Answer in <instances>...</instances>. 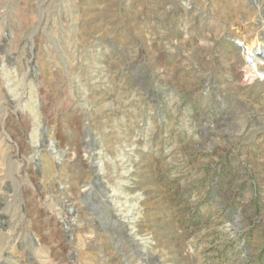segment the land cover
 I'll return each mask as SVG.
<instances>
[{
    "label": "rangeland",
    "instance_id": "1",
    "mask_svg": "<svg viewBox=\"0 0 264 264\" xmlns=\"http://www.w3.org/2000/svg\"><path fill=\"white\" fill-rule=\"evenodd\" d=\"M0 264H264V0H0Z\"/></svg>",
    "mask_w": 264,
    "mask_h": 264
},
{
    "label": "bare ground",
    "instance_id": "2",
    "mask_svg": "<svg viewBox=\"0 0 264 264\" xmlns=\"http://www.w3.org/2000/svg\"><path fill=\"white\" fill-rule=\"evenodd\" d=\"M66 203L69 204V210L72 211V213H74L73 210L75 207L69 202V200H67Z\"/></svg>",
    "mask_w": 264,
    "mask_h": 264
}]
</instances>
